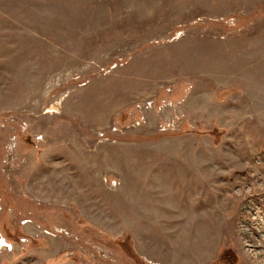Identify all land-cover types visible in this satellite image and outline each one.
<instances>
[{"label": "rangeland", "instance_id": "1", "mask_svg": "<svg viewBox=\"0 0 264 264\" xmlns=\"http://www.w3.org/2000/svg\"><path fill=\"white\" fill-rule=\"evenodd\" d=\"M0 264H264V0H0Z\"/></svg>", "mask_w": 264, "mask_h": 264}]
</instances>
